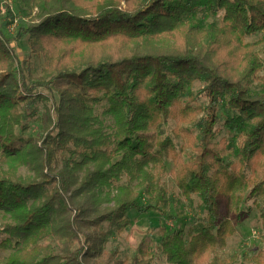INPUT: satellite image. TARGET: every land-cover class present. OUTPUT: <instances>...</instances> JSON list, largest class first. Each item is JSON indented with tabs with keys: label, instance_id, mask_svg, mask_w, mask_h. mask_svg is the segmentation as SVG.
Instances as JSON below:
<instances>
[{
	"label": "trees",
	"instance_id": "16d2710c",
	"mask_svg": "<svg viewBox=\"0 0 264 264\" xmlns=\"http://www.w3.org/2000/svg\"><path fill=\"white\" fill-rule=\"evenodd\" d=\"M21 3L38 9L37 21L12 35L13 17L0 19V250L11 251L0 264H153L147 237L123 261L103 244L125 232L132 211L169 215L166 158L202 214L159 230L166 262L264 264V248L220 256L254 208L264 219V0ZM25 35L44 61L39 77L10 45ZM41 88L55 100L40 116ZM101 105L111 133L95 114ZM37 120L41 130L25 136ZM174 120L182 126L171 136ZM23 166L34 173L27 183Z\"/></svg>",
	"mask_w": 264,
	"mask_h": 264
},
{
	"label": "rangeland",
	"instance_id": "374dc122",
	"mask_svg": "<svg viewBox=\"0 0 264 264\" xmlns=\"http://www.w3.org/2000/svg\"><path fill=\"white\" fill-rule=\"evenodd\" d=\"M121 5L123 8L127 7L126 2L122 1ZM38 9L35 8L33 10H29L23 7L21 0H0V19L5 20L6 18L13 17V21L10 23V31L12 35L17 32V29L23 25L28 24L32 19H36ZM222 15L218 16H210L205 19L206 23H220ZM2 20H0V25L2 24ZM262 35H256L251 37L250 40H257ZM10 45L14 47L15 54L19 57V61L29 60V67L34 76L39 77L43 74V70L45 67L44 61L40 56H30V47L27 43V35H25L19 42L17 43L13 36H11ZM200 84H195L194 91L197 92ZM251 89L253 92L261 91V85L258 82H253L251 84ZM44 94L47 95L49 101L47 103H40L39 106V114L40 116L44 114L46 106H52L55 98L51 96V94L45 90L40 89ZM105 105L96 106L95 114L98 117L99 121L102 122L104 128L108 132H112L115 127L114 118L111 115L105 114ZM224 119L221 120L218 127L221 130L219 138L221 139L224 136H227V132L223 127ZM182 125L174 120L170 121L169 125L165 128L166 133L168 135H173V130L181 127ZM41 130V123L39 120L31 123V127L29 131L24 134L25 136L36 135ZM175 142L178 144V148L184 143V140L181 137H175ZM167 163V175L164 177L163 182L165 183L170 198L172 200L171 210L169 215H161L157 212H151L142 214L136 211H132L130 213V217L132 220L131 225L125 230L122 234L114 233L111 235L107 242L103 244V249L105 252H110L113 248L117 247L120 250L119 259L126 260L133 257L135 254L136 248L142 241L144 237H147L150 241L152 248L155 250L156 259L153 264H168L165 258L159 252L160 245V236L159 230L161 228H167L168 230H175L179 228L183 223L186 224L187 228L192 225L197 218L198 215H202L200 209L197 207L196 202L193 207H190L188 201L181 194L180 189L178 188L175 180V162L171 158H166ZM7 169V164L4 163L0 156V169ZM32 167L23 166L19 169L18 178L23 181V183H27L29 180L33 178ZM122 183L126 182V177H123L121 180ZM137 183H133L135 186ZM108 189L105 190L107 192ZM142 193V191H140ZM113 193H115L113 191ZM105 195V194H104ZM144 200L147 201V198L144 196ZM106 206V205H105ZM6 216L0 213V226L6 222ZM238 232L234 236L229 238L227 247L224 250H221L220 256L221 259L228 258L235 251L245 250V251H255L258 248H264V219L260 216L259 210L254 208L252 213L247 216L241 223L237 225ZM94 229V228H93ZM103 230H107V226L104 225ZM90 235L97 239L99 232L96 230H88ZM4 234H0V239H2ZM84 240V238H83ZM87 247L91 245L90 243H84ZM11 251H3L0 250V261H2L5 257H7ZM248 264V262H246ZM201 264H209L208 262Z\"/></svg>",
	"mask_w": 264,
	"mask_h": 264
},
{
	"label": "built area",
	"instance_id": "2783aa9c",
	"mask_svg": "<svg viewBox=\"0 0 264 264\" xmlns=\"http://www.w3.org/2000/svg\"><path fill=\"white\" fill-rule=\"evenodd\" d=\"M11 29V27L9 26V30Z\"/></svg>",
	"mask_w": 264,
	"mask_h": 264
}]
</instances>
